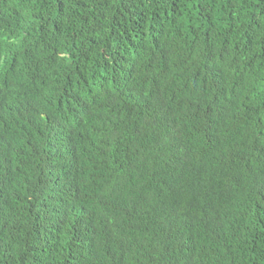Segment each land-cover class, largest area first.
I'll return each mask as SVG.
<instances>
[{
    "label": "trees",
    "instance_id": "obj_1",
    "mask_svg": "<svg viewBox=\"0 0 264 264\" xmlns=\"http://www.w3.org/2000/svg\"><path fill=\"white\" fill-rule=\"evenodd\" d=\"M0 264H264V0H0Z\"/></svg>",
    "mask_w": 264,
    "mask_h": 264
}]
</instances>
